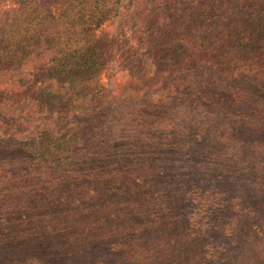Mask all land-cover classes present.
Here are the masks:
<instances>
[{
    "label": "trees",
    "instance_id": "obj_1",
    "mask_svg": "<svg viewBox=\"0 0 264 264\" xmlns=\"http://www.w3.org/2000/svg\"><path fill=\"white\" fill-rule=\"evenodd\" d=\"M62 1L0 14V264H212L211 242L248 245L263 210L235 184L264 185V0H140L121 45L97 28L122 0ZM110 59L128 76L112 99Z\"/></svg>",
    "mask_w": 264,
    "mask_h": 264
},
{
    "label": "rangeland",
    "instance_id": "obj_2",
    "mask_svg": "<svg viewBox=\"0 0 264 264\" xmlns=\"http://www.w3.org/2000/svg\"><path fill=\"white\" fill-rule=\"evenodd\" d=\"M62 0H0V14L17 7L19 4H24L26 6H39L46 5L50 12H59L65 10L67 7L63 5ZM140 0H122L116 6L117 13L114 17L104 22L97 28V32L103 31L109 33L116 39L117 45H121L125 39L129 40L131 43H135L136 40V26H135V6ZM60 2V3H59ZM83 8L79 6L72 13H76L78 9ZM88 10H82V13H86ZM90 11V10H89ZM110 52L115 54L116 49H111ZM114 56V55H113ZM28 66L25 67V69ZM35 70V69H34ZM153 67L149 64L148 71H152ZM29 83L33 77V69L27 70ZM36 72V71H34ZM127 73L119 65L118 61L115 59H110L105 65L104 70L101 74L100 83L103 85L108 95H111V99L116 95L119 90L123 87L127 80ZM4 82V81H2ZM8 83H1L0 86H7ZM20 111H16L13 116L7 117V120H12L13 125L15 124L14 130L17 132L20 128L16 127L21 121ZM6 121V120H5ZM19 135H27L29 131L26 127L21 128L18 132ZM202 134L192 133L191 141L186 145V150L188 155H194L201 151L202 145ZM236 186L239 187L241 193L246 196V200L250 204L257 205L261 210H263V217L260 223L253 227L248 233L249 243L248 245H241L234 247L233 245H226L224 242H211V247H205L201 249V253L206 256H218L216 262L212 264H264V185L259 183L251 182H236ZM212 238V237H211ZM213 240V239H210ZM211 259V258H209Z\"/></svg>",
    "mask_w": 264,
    "mask_h": 264
}]
</instances>
